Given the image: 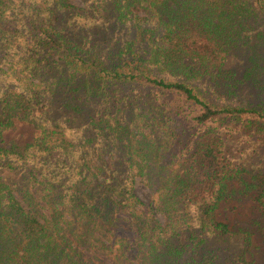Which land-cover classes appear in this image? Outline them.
Here are the masks:
<instances>
[{
  "label": "trees",
  "instance_id": "obj_1",
  "mask_svg": "<svg viewBox=\"0 0 264 264\" xmlns=\"http://www.w3.org/2000/svg\"><path fill=\"white\" fill-rule=\"evenodd\" d=\"M77 1L0 0V264H264V0Z\"/></svg>",
  "mask_w": 264,
  "mask_h": 264
},
{
  "label": "rangeland",
  "instance_id": "obj_2",
  "mask_svg": "<svg viewBox=\"0 0 264 264\" xmlns=\"http://www.w3.org/2000/svg\"><path fill=\"white\" fill-rule=\"evenodd\" d=\"M73 2L77 5L80 4L77 0H73ZM243 100L246 101L247 98L242 97V101ZM253 103L255 104V102ZM37 134L38 131L31 124L20 120H14L13 126L3 132V144L15 143L18 146H24L25 144L31 142L37 136ZM4 176H7V178L10 177L14 180L18 179V177L14 173L8 171L0 174V177ZM6 183L9 184L8 181ZM14 190L16 189L14 188ZM15 193V196L19 199L18 191H15ZM134 193L145 205L150 204V193L147 188L138 180L134 185ZM216 216L219 222L228 223L232 228L238 224L243 226L249 225L256 219H259V217H257L258 215L256 206L254 205L252 199L244 201L231 200L223 204L217 210ZM158 218L162 220L160 216H158ZM251 246L255 249H262L261 252L264 254V231L260 234H255L254 236H252Z\"/></svg>",
  "mask_w": 264,
  "mask_h": 264
}]
</instances>
